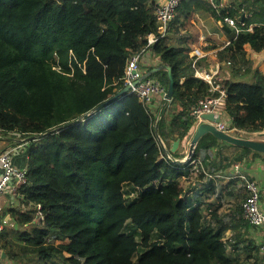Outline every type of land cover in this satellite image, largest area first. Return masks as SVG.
<instances>
[{"label": "trees", "instance_id": "1", "mask_svg": "<svg viewBox=\"0 0 264 264\" xmlns=\"http://www.w3.org/2000/svg\"><path fill=\"white\" fill-rule=\"evenodd\" d=\"M155 2L0 0V131L25 135L29 143L27 182L19 206L9 210L17 241L2 244L13 261L262 264L259 246L241 232L226 239L228 231L251 226L242 205L227 222L221 202L201 197L218 194L214 174L233 163L245 167L258 159L264 165V153L205 134L193 158L204 151L198 167L206 164L211 176L202 170L199 177L207 181L190 197L177 178L195 164L161 158L152 116L135 94L113 100L126 88L128 59L159 29ZM239 2L220 10L236 19L240 31H231L229 44L218 51L214 84L226 90L229 130L252 135L264 132V83L243 79L256 69L249 53L264 50V0ZM201 11L221 18L207 0H181L170 30H188ZM170 38L148 48L161 61L152 76L166 88L168 68L174 78L173 98L157 124L169 150L168 139L185 142L192 136L190 106L212 94L209 83L194 72L210 61L197 59L194 67L191 36ZM165 108L171 109L168 123ZM172 155L182 157L179 150ZM258 182L263 202L264 178ZM126 186L136 194L131 196ZM205 205L211 214L207 222Z\"/></svg>", "mask_w": 264, "mask_h": 264}, {"label": "built area", "instance_id": "2", "mask_svg": "<svg viewBox=\"0 0 264 264\" xmlns=\"http://www.w3.org/2000/svg\"><path fill=\"white\" fill-rule=\"evenodd\" d=\"M207 1H209L219 13L220 3H218L217 0ZM180 2L181 0H163L155 2L154 15L159 24V29L157 32L149 33L147 35V44L142 49V51L134 53L128 59L125 68L124 81L125 86L129 88L128 92L135 94L144 104L148 113L152 116L153 133L160 149L161 158L169 163H175L177 160L178 162H184V164L189 163L190 165H193L198 162L199 159L193 158V155L188 157L192 136L186 141L181 158H175L173 155L167 154L169 149L165 141L157 133V124L159 121L160 112L164 106L169 107L170 103V100L167 98V88L157 77L146 74V72L143 71L141 67L142 53L160 39L168 36L170 24L175 19L176 11ZM220 20L227 23L228 25L233 26L237 32L240 31V28L237 27L236 19L233 17L221 15ZM194 52L200 56H195ZM194 52L192 56L195 57V66L197 58L203 56V54L198 48L194 50ZM216 74L217 69H195V76L209 83V91L212 94L207 97L199 98L189 108V115L194 119L192 135L199 124L207 121L203 118V116L206 114H213L215 119L220 117L219 122L212 123L221 131L231 132L228 128L226 119L223 118L222 114L225 104L226 90L214 84ZM156 102H160L158 106L155 105ZM165 109L168 110V108ZM17 147L19 146H11L10 148L0 152V213L4 211L5 198L7 195L18 200L20 190L27 182V167L20 168L16 166L13 161L14 152ZM201 167L207 176H211L203 166ZM229 178L238 179L244 186L246 195L244 201L242 202L243 218L251 226L255 228H261L264 235V206L261 198L262 187L258 182L259 179L248 174L246 168H244V166H242L240 163L233 164L232 174L229 176ZM37 207L38 209L41 208L40 205ZM8 222L9 221L5 220L4 218L0 219V234L4 232ZM261 249L264 254V240L262 242ZM262 264H264V260Z\"/></svg>", "mask_w": 264, "mask_h": 264}, {"label": "crops", "instance_id": "3", "mask_svg": "<svg viewBox=\"0 0 264 264\" xmlns=\"http://www.w3.org/2000/svg\"><path fill=\"white\" fill-rule=\"evenodd\" d=\"M156 1H162V0H156ZM222 8H224L223 5L219 7V11ZM241 12H242V10H240V13ZM221 15H222V13L220 11V16ZM196 17L199 20V22H205L206 23V24H202L201 27H204L206 29V32H205L206 35L208 36V38L211 36L212 41H214V39H215L213 37L214 35L217 36L218 38L221 35L222 38H219L220 40L221 39H226V42L224 43V46H221L220 43H217L218 47L214 48V45H215L214 42L208 41V39L206 41L200 40V41H196L194 43L193 42V37H191V40H192L191 42L193 43V51L191 52L190 56L193 57L192 55H193L194 50H196L198 48L200 51L203 52V56H201V57H199L197 59H201V58L202 59H207V61L211 62L210 63L211 64L210 67L208 66L207 68H203V69H206V70H216L217 69V73H218L219 67H220V64L218 62V51L223 49L225 47V45L229 44L230 41L228 40V34H230L231 31L232 32L235 31L236 33H238V32L233 26L228 25L227 23L221 21L220 19H217L214 15H211L210 13H208L206 11L198 12ZM193 23L195 24V22H193ZM210 24H213V26L217 27L218 29L211 30L210 29ZM237 27L239 28L238 24H237ZM185 31H187V30H185ZM196 43H197V45H196ZM203 45H210V46H207L205 48V47H202ZM250 53H251V55H250ZM250 53H249L250 59H251V56L258 57V60H256V62H254V67L255 68H259L261 70V73L264 74V67H263L264 66V50L262 52H260V53H253V52H250ZM194 60H195V57H194ZM193 66H194V61H193ZM141 67H142L143 71L146 72V74H149V75L152 76L153 70L155 68H157V67H161V61H160L159 57L154 55V53H153V51L151 49H148L145 52H143L142 55H141ZM149 67H154L152 72L148 71ZM195 69L196 68H194V72H195ZM216 76H217V74H216ZM227 76L230 77L229 74ZM158 79H159V77H158ZM159 103L160 102H156L155 105L158 106ZM165 115H166L165 117L167 118L166 119V123H168V119L170 118L169 109L166 110ZM169 140H170V144L169 145H170V148H171L175 141H171V139H168V141ZM185 142H181L180 141L179 147L177 148V150H179V152L181 154H182V151L185 148V144H186ZM28 144H29L28 143V138L25 135H22V134L17 133V132L6 133V132H3V131H0V152L10 148L11 146H14V147L19 146V147H17L15 149L13 161H14V164L16 166L20 167V168L27 167L26 165H27V148H28ZM196 159H198V158H196ZM200 163H201L200 160H198V162H196L195 165L193 164L194 166L191 169L192 170H194V169L198 170V166H199ZM231 166L228 169L224 170V171H220L219 173L214 174L212 177H218V178H220V180L221 179H225V178H227L228 180H231L229 178V176L232 174L231 171L233 170V165H231ZM244 168H246L248 174H250L251 176L257 177L259 180L264 178L262 173H260V168L263 169V166L261 165V161L260 160L257 159L256 161L253 162L252 165L247 164ZM207 178H205L204 181H206ZM204 181H202V182H204ZM230 182H231V184L229 186H227V190L225 192H227V194L231 193V195H233L234 192L232 191V188H231L233 182L232 181H230ZM238 182H239L240 186H242V188H241V200L244 201V198H245V195H246L245 194V190H244V186L241 183V181H238ZM194 184H195V182H194ZM217 190L219 191L218 186H217ZM196 192L197 191L193 192L194 195L196 194ZM204 201L207 202V203H214L213 199H211V198L210 199L208 198V199H206ZM262 203H263V206H264V201ZM241 205H242V202H241L240 206ZM18 206H19V201L17 199H15V198H11V196L7 195V197L5 198L4 211L2 213H0V219L4 218L5 220H8L9 222H8V225L6 226V228L4 230L5 236H3L1 238V234H0V254L4 251V249L2 247V244L4 243V241L5 242L6 241H9V242H16L17 241L16 240V235H15V232H14L15 225H14L13 220L10 219L11 216L9 214V210L11 208H13V207H18ZM235 210H236L235 208L234 209H229L226 212V213H228L227 214V219H229L230 221H231V219L234 216H237V214L234 212ZM236 231L241 232L243 237H245L247 239H250V241L253 244L259 246L260 253L263 256V252H262L261 246H262V242L264 240V235H263V230L261 228H255V227H251V226L250 227L241 226V227H238V228H236L234 230L228 231L229 234H228L226 239H229ZM250 262H253V260H251ZM0 264H13V263L8 258V256L5 254L4 257H0Z\"/></svg>", "mask_w": 264, "mask_h": 264}, {"label": "rangeland", "instance_id": "4", "mask_svg": "<svg viewBox=\"0 0 264 264\" xmlns=\"http://www.w3.org/2000/svg\"><path fill=\"white\" fill-rule=\"evenodd\" d=\"M219 2H220V6L223 5L224 8H227V7L229 8L231 6H238L239 3H240L239 0H219ZM193 22H195V24ZM191 24L192 25H188V26L186 25L187 26V29H188L187 31H185L183 29H180V32L179 31H175L174 29L169 30V34L168 35L171 36L170 41L171 42H172V40L178 41L179 34L182 35V36H191V37H193V42L194 43L196 41H200V40L206 41L207 39H208V41H212L211 36L208 38V36L206 35V33H205L206 32V29L204 27H201L202 24H206L205 22H199V20L196 17V19L191 20ZM210 29L211 30H216L218 28L215 27V26H213V24H210ZM213 37L215 38L214 41H212L215 44L214 45V48L215 47H218L217 46V43H220L221 46H224V43L226 42V39H221L220 40L219 38H222L221 35H220L219 38L217 36H215V35ZM172 38H174V39H172ZM196 45H197V43H196ZM207 46H210V45H203L202 47H205L206 48ZM202 54H203V52H202ZM194 55L195 56H200V55H198L195 52H194ZM250 55H251V53H250ZM251 60H252V62L254 64V62H256V60H258V57L251 56ZM253 64H252V66H253ZM210 65L211 64H209L208 66L210 67ZM255 71H258V72L261 73V70L259 68H256ZM255 71L254 72L244 73L245 74L244 75V78L245 79H243V78H241V79H243L244 81L253 82V83H257V82L264 83V79H263L264 78V74H262L263 75V78H261V75L260 76H258V75L256 76L254 74ZM251 75H253V79H257L258 78V80H250V77L249 76H251ZM155 77H157V76H155ZM168 109H169V113H170L171 112V109L170 108H168ZM222 114H223V118L226 119V116H224V112H222ZM232 134L233 135H236V136L238 135L240 137H245V138H249V137L253 138L256 135V134L244 135V134H242V133L240 134L239 132H236V131L235 132L233 131ZM255 137H259V136H255ZM203 155H204V151H203V153H201L200 155H198L199 159L201 158L203 160ZM204 165H205L204 166L205 167L204 169L208 173H210V170H209L208 166L206 164H204ZM261 165L263 166V169L260 168V173H262V175L264 177V165H263V162H261ZM202 170L203 169L202 168L199 169V167H198V170L197 169H194V170H188L187 169L184 176L177 178V180L179 181V183L181 184V186L184 188V190L188 193V196H190V197H195L196 194L194 195L193 192L194 191L199 192L204 187V184L207 181V179H206V181H204V179L207 178V177H205L203 179H200L201 177H199L201 175V173H202ZM213 178L214 179H217L215 181H216V183L218 185L219 191H218V194L212 196L211 199H213V201L215 203H217L219 201L222 203V209H221L220 213L225 218V220L227 222H230V220L227 219V214L228 213H226V212L229 209H234V208L237 209L238 206L240 208V204L242 202V200H241V188H242V186H240V184L238 182L239 181L238 179H236V178L231 179L233 181V184H232V187L231 188H232V191L234 193H233V195H231V193L227 194V192H225V191L227 190V186H229L231 184V182H230L231 180H228L227 178L221 179V180L218 177H213ZM202 181H204V182H202ZM194 182H195V184H194ZM125 190L131 192V196H133L134 194H136L135 192H132V191H134V189L131 186H129V187L126 186L125 187ZM132 193H134V194H132ZM201 199L202 200H206L208 198L206 196H203V197H201ZM202 210H203V214L205 216V221L206 222L209 221L210 220V216H211L210 210L207 208L206 205L203 206ZM228 234L229 233H227V236H228ZM5 254H6V252L4 250L0 254V257H4ZM7 256L12 261L13 264H21L19 261L18 262L13 261V259L9 255H7ZM34 262L35 261L30 262V261L27 260V262L25 261V264H32V263L34 264Z\"/></svg>", "mask_w": 264, "mask_h": 264}, {"label": "water", "instance_id": "5", "mask_svg": "<svg viewBox=\"0 0 264 264\" xmlns=\"http://www.w3.org/2000/svg\"><path fill=\"white\" fill-rule=\"evenodd\" d=\"M244 19H245V14L243 16V20ZM159 69H161V67L155 68L153 72L158 71ZM128 90L129 88L126 87L119 94L114 96L113 100L118 98L125 92H128ZM173 95H174V78H173L170 68H168L167 98L171 101L173 98ZM203 118L207 121L199 124V126L194 130L191 141H190L188 157H191L193 155L198 141L200 140L201 137H203L207 133H211L216 138L221 139L223 141H227L239 147H247L254 151L264 153V132H261L255 135L259 137H255V136L253 138L240 137V136L233 135L232 132L221 131L212 123V122H219L220 117L215 119L213 114H206L203 116ZM179 143H180L179 139L175 140V142L172 145V148L167 151V154L172 155V152H175L177 148L179 147ZM175 163L184 164V162H178L177 160L175 161Z\"/></svg>", "mask_w": 264, "mask_h": 264}, {"label": "clouds", "instance_id": "6", "mask_svg": "<svg viewBox=\"0 0 264 264\" xmlns=\"http://www.w3.org/2000/svg\"><path fill=\"white\" fill-rule=\"evenodd\" d=\"M184 165V164H183Z\"/></svg>", "mask_w": 264, "mask_h": 264}]
</instances>
